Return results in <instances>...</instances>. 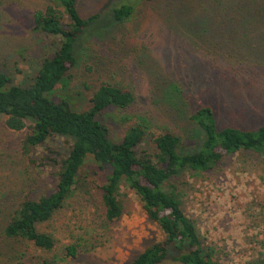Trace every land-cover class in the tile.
<instances>
[{
    "label": "rangeland",
    "instance_id": "374dc122",
    "mask_svg": "<svg viewBox=\"0 0 264 264\" xmlns=\"http://www.w3.org/2000/svg\"><path fill=\"white\" fill-rule=\"evenodd\" d=\"M3 1L0 72L11 75L15 82L25 83L36 73L42 59L56 49L58 39L34 30V12L45 8L49 0ZM124 2L135 5L136 13L132 19L119 22L110 14L113 0H80L84 17L95 13L100 17L84 31L78 62L67 80L58 85L54 97L65 98L74 108L84 109L102 82L127 87L133 90L137 103L126 109L110 108L101 116L113 138H121L131 125L146 123L181 136L182 150L194 147L197 134L193 125L161 103L162 81L210 79L213 84L222 83L225 70L217 59L222 52L227 54L221 44L214 46V38L230 36L232 30L241 41L248 38L256 47V56L264 59V42L257 25L248 19L245 25L231 27L230 18L224 14V9L232 4L228 0ZM194 15L202 20V29L192 30L184 25ZM243 34L247 36L244 38ZM241 41V46L248 43ZM199 43L202 45L196 46ZM260 78L263 81L264 74ZM260 88L244 100L243 107L250 114L237 123L254 127L264 121V84ZM232 107L230 113L241 116L231 111ZM6 119L0 114V262L31 263L47 257L54 259V264H127L147 245L163 239V232L148 218L139 196L126 184H122L119 194L124 209L121 219L115 223L106 220L98 186L111 167H100L93 160L83 167L81 179L65 206L39 225L41 231L52 233L57 239L55 251L45 252L30 242L9 239L5 226L19 202L27 196L38 198L55 185V159L61 160L72 142L58 136L27 150L23 146L27 130L9 128ZM227 124H232L228 112L219 118L221 127ZM174 182L186 213L196 220L206 244L221 264H248L264 259V168L259 157L241 151L226 156L211 171L184 173ZM70 243L77 244L81 251L73 260L63 254ZM161 264L181 263L169 258Z\"/></svg>",
    "mask_w": 264,
    "mask_h": 264
},
{
    "label": "trees",
    "instance_id": "16d2710c",
    "mask_svg": "<svg viewBox=\"0 0 264 264\" xmlns=\"http://www.w3.org/2000/svg\"><path fill=\"white\" fill-rule=\"evenodd\" d=\"M228 1L232 4L224 9V14L230 18L231 27L254 21L264 42V0ZM123 2L113 0L110 14L114 21L130 20L136 13L135 5ZM79 5L80 0H49L45 8L35 10L34 30L58 40L54 52L42 59L29 81L15 82L11 75L0 72V114L7 117L9 128L27 130L23 140L25 149L41 146L58 136L72 142L66 155L61 160L55 159L58 164L55 185L38 198L27 196L19 202L5 226L6 236L13 241L30 242L45 252L55 251L57 239L52 233L41 231L39 225L65 206L81 179L83 167L93 160L100 167H111L105 181L98 186L106 220L115 223L121 219L124 209L119 194L122 184H126L139 196L146 215L164 235L127 264H161L169 258L181 264H221L206 244L196 220L186 213L174 181L184 173L211 171L226 156L241 151L254 153L264 168V121L254 127L237 123L250 114L243 107L244 100L252 97L249 93L261 91L264 84L260 78L264 74V59L256 56V47H252L248 38L241 41L240 35L232 30L230 36L214 38L217 42L214 46L221 44L227 54L222 52L217 59L225 70L222 83L213 84L210 79H207L210 83L205 79L162 81L161 103L169 109L172 107L178 116L193 125L197 134L194 147L184 151L181 136L146 123L131 125L121 138L115 139L101 116L110 108L133 107L137 103L133 90L102 82L84 109L74 108L65 98L54 97L58 85L67 80L78 62L84 31L100 17L99 13L84 17ZM184 25L192 30L202 29V20L194 15ZM239 41L248 43L241 46ZM197 43L198 40L194 45ZM229 107L241 116L230 113ZM226 112L232 124L221 127L219 118ZM236 118L239 120L235 121ZM80 253L78 245L73 243L67 244L63 252L65 258L72 260ZM7 262L3 260L0 264ZM9 264H54V259L43 257L31 263L9 261ZM248 264H264V259Z\"/></svg>",
    "mask_w": 264,
    "mask_h": 264
}]
</instances>
